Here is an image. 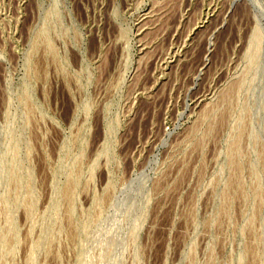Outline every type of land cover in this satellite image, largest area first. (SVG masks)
Masks as SVG:
<instances>
[{
    "label": "rangeland",
    "instance_id": "1",
    "mask_svg": "<svg viewBox=\"0 0 264 264\" xmlns=\"http://www.w3.org/2000/svg\"><path fill=\"white\" fill-rule=\"evenodd\" d=\"M0 264H264V0H0Z\"/></svg>",
    "mask_w": 264,
    "mask_h": 264
}]
</instances>
